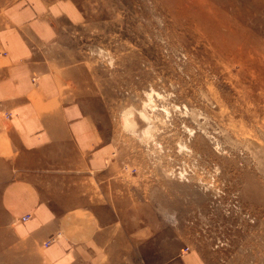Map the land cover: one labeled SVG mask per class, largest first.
<instances>
[{
    "label": "rangeland",
    "instance_id": "374dc122",
    "mask_svg": "<svg viewBox=\"0 0 264 264\" xmlns=\"http://www.w3.org/2000/svg\"><path fill=\"white\" fill-rule=\"evenodd\" d=\"M50 1L66 14L56 71L75 76L174 252L264 264V0ZM3 174L0 264H49L15 234Z\"/></svg>",
    "mask_w": 264,
    "mask_h": 264
},
{
    "label": "crops",
    "instance_id": "0c3cea01",
    "mask_svg": "<svg viewBox=\"0 0 264 264\" xmlns=\"http://www.w3.org/2000/svg\"><path fill=\"white\" fill-rule=\"evenodd\" d=\"M63 18L59 2L0 0V169L15 234L49 264H208L174 252L75 76L56 71Z\"/></svg>",
    "mask_w": 264,
    "mask_h": 264
},
{
    "label": "bare ground",
    "instance_id": "6f19581e",
    "mask_svg": "<svg viewBox=\"0 0 264 264\" xmlns=\"http://www.w3.org/2000/svg\"><path fill=\"white\" fill-rule=\"evenodd\" d=\"M232 1V0H231ZM187 5V4H186ZM185 5V6H186ZM191 7V6H190ZM203 7V6H202ZM215 7V6H214ZM213 7V8H214ZM235 7V6H234ZM201 8V7H200ZM217 9V8H216ZM237 9V8H236ZM190 10H192V9H190ZM195 10V9H194ZM206 10V9H205ZM219 10H220V8H219ZM251 10V9H250ZM187 11V10H186ZM195 11H197V10H195ZM216 10L214 9V12H215ZM218 11V10H217ZM220 12V11H219ZM206 13V12H205ZM222 13V12H221ZM208 14H209V12H208ZM214 16V15H213ZM215 20V19H214ZM214 20H213V23H211V24H214ZM206 21H210V20H206ZM217 22V21H216ZM225 24H227V23H225ZM224 24V27L225 26H228L229 28H230V26L229 25H225ZM229 24V23H228ZM207 25V24H206ZM216 25V24H215ZM215 27V26H214ZM221 27V26H220ZM222 28V27H221ZM226 30V29H225ZM228 30V29H227ZM217 31H220V30H217ZM212 32V31H211ZM225 32V31H224ZM213 34H214V31L212 32ZM221 33V32H220ZM231 33V32H230ZM223 34H225V33H223ZM228 34H229V32H228ZM221 35V34H220ZM227 35V33L225 34V37H227L226 36ZM221 36H223V35H221ZM215 37V36H214ZM218 37V36H217ZM220 37V36H219ZM224 37V38H225ZM229 37H231V36H229ZM232 37H233V35H232ZM216 38V37H215ZM221 38V37H220ZM228 38V37H227ZM217 39V38H216ZM223 39V38H222ZM228 39H230V38H228ZM223 41H226L225 39L223 40ZM233 41H234V38H233ZM229 42V41H228ZM230 43H231V41H230ZM224 44V43H223ZM222 44V45H223ZM227 44H229V43H227ZM220 46V45H219ZM224 47H225V45H224ZM229 47H231V46H229ZM221 48H222V46H221ZM228 47H226L225 49H227ZM232 48V47H231ZM152 99V98H151ZM151 104V103H150ZM148 106H149V104H148ZM145 110V109H144ZM128 111V110H127ZM146 111V110H145ZM141 112V111H140ZM144 111L142 110V113H143ZM147 112V111H146ZM142 113H140V114H142ZM145 113V112H144ZM125 114H126V112H125ZM146 114V113H145ZM146 116H149V115H146ZM152 117H150V120H152L151 119ZM148 119H149V117H148ZM125 120L127 121V123L128 124H134V123H136V119H135V116H134V112H132V111H130V112H128L127 114H126V117H125ZM145 120H147V119H145ZM153 121V120H152ZM153 124V126L155 127V125H154V123H152ZM128 129V128H127ZM154 129V128H153ZM137 130V129H136ZM145 130V129H144ZM132 131V130H131ZM146 131V130H145ZM147 131H148V129H147ZM133 133H134V131H132ZM150 132H151V130H150ZM150 132H147L148 134L150 133ZM146 134V133H145ZM140 135V134H139ZM145 136H147V135H145Z\"/></svg>",
    "mask_w": 264,
    "mask_h": 264
},
{
    "label": "built area",
    "instance_id": "2783aa9c",
    "mask_svg": "<svg viewBox=\"0 0 264 264\" xmlns=\"http://www.w3.org/2000/svg\"><path fill=\"white\" fill-rule=\"evenodd\" d=\"M31 217L30 214H27L21 218L22 221L28 220Z\"/></svg>",
    "mask_w": 264,
    "mask_h": 264
}]
</instances>
